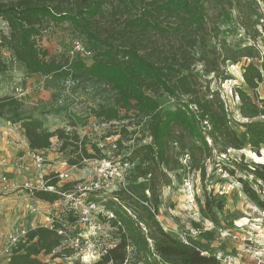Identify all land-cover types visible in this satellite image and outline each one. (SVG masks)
Here are the masks:
<instances>
[{
    "label": "trees",
    "instance_id": "16d2710c",
    "mask_svg": "<svg viewBox=\"0 0 264 264\" xmlns=\"http://www.w3.org/2000/svg\"><path fill=\"white\" fill-rule=\"evenodd\" d=\"M261 3L264 0H0V20L9 31L7 36L0 32V75L7 71L2 57L7 50L26 75L50 78L61 95L94 102L90 110L94 119L104 124L124 123L113 133L119 138L114 156L122 155V140L131 134L129 127L142 125L147 130L148 143L121 157L134 164L127 185L99 201L116 217L111 225L116 227L118 222L120 226L115 247L92 264H221L205 243L191 237L184 243L165 232L156 219L157 207L162 188L171 185L172 176L194 171L204 184L206 162L214 154L226 155L247 146L259 156L264 147V122L259 120L264 107L256 102L264 59L254 46L264 30ZM232 15L252 45L232 48L222 38L220 24ZM61 24H68L90 51L88 61L79 56L56 61L38 45L43 33ZM242 58L250 60L242 79L252 96L241 88L234 93L239 115L246 120L239 125L245 130V142L234 131L219 94L210 89L212 79L228 80L227 65ZM199 65L203 75L196 69ZM163 96L174 102L172 109L161 107ZM0 119L19 125L34 151L48 150L52 138L62 140L60 152L71 148L75 155L68 160L71 167L105 158L96 144L88 149L86 141L75 134L47 131L38 118L25 114L23 104L14 97L0 98ZM233 164V169L223 170L229 176L239 172L237 182L244 196L264 210L260 196L264 163H244L241 156ZM202 188L204 202L198 203V212L218 227L217 213L224 204ZM33 197L47 203L57 199L43 192ZM112 204L127 215L125 221L112 210ZM191 226L203 242L213 240L212 231L203 232L194 222ZM60 244L53 231L42 226L29 229L24 242L12 249L7 264H46L41 257H69L70 251H57Z\"/></svg>",
    "mask_w": 264,
    "mask_h": 264
},
{
    "label": "rangeland",
    "instance_id": "374dc122",
    "mask_svg": "<svg viewBox=\"0 0 264 264\" xmlns=\"http://www.w3.org/2000/svg\"><path fill=\"white\" fill-rule=\"evenodd\" d=\"M260 6L264 15V4L261 3ZM220 31L222 38L232 48H243L253 44L239 28L233 15L223 18L220 24ZM0 32L6 36L9 33L7 25L1 20ZM75 40L77 38H75L70 26L61 24L43 33L42 37L38 39V45L47 51L49 58L62 62L68 58L69 51L72 49ZM254 46L258 50L260 57L264 59V30H261V35ZM2 57L7 66V71L0 75V86L6 87V90L3 89L0 92V98L14 97L20 101L23 104L25 114L38 118L42 122L43 127L49 132L58 129L63 130L68 134H75L79 140H85L88 149H90V144H96L101 153L105 155L107 153L109 155L115 154L112 144L119 138L114 136L113 133L117 131L116 127L118 125L124 123L104 124L94 119L90 112L94 107V102L88 101L83 96L75 98L70 94L61 95L59 87L50 78L26 75L21 64L15 62L7 50L2 51ZM249 63V59L242 58L235 65L228 64L226 67L228 80L221 82L220 80L212 79L210 81V89L216 91L224 102L229 118L232 120L234 131L243 142L246 141L245 130L239 125L246 122V120L239 115V99L234 91L237 88H241L252 96V92L247 89L242 79V74ZM254 63L257 64L256 61ZM196 69L200 72L201 66H197ZM200 74L203 75L201 72ZM207 78L210 79L211 76ZM16 84L18 89L15 90ZM11 93L15 95L9 96ZM256 95L258 98L256 100L257 104L264 107V104L260 102V100H264V77L256 90ZM159 103L163 109H172L174 107V102L166 96L161 97ZM259 120L264 122V117L259 118ZM0 121L1 123L5 122L2 119ZM128 131L131 134L128 135L127 139L122 140L120 152L123 157L129 155L135 146L148 143L149 141L145 126H131ZM61 145L62 140L52 138L51 146L48 149L53 165L58 168H60V160H70L75 156L71 155V148L60 152ZM262 150H264V147L260 150L259 156L250 151L247 146L241 151L230 150L226 155L214 154L206 162L207 171L204 184H201L198 173L194 171L186 170L179 177L172 176L171 185L162 188L157 207L156 219L162 229L180 240L181 238L187 239L191 237L193 240L205 243L197 234H193L196 230L191 226L193 222L201 226L205 222H209L202 219L198 212V203L203 204L204 202L202 186L206 188V191H212V195L218 197L224 204L223 209L217 213L218 227L226 229L243 227L253 231L264 229V214H262L264 210L256 207L244 196L241 186L237 182V178L241 176L240 173L236 171L235 176H229L223 170L224 168L233 169L235 167L233 163H239L241 156L244 158V163H264ZM84 169L89 170L90 167H83L82 165L72 169L73 177L81 178L84 174L81 171ZM253 187L259 190V188ZM260 192V196L264 200V186L260 187ZM96 200L101 201L102 198L98 197ZM111 206L112 210L117 212L122 221L127 219V215L118 206L114 204ZM27 229L34 228L26 226ZM213 237L214 241L217 240L214 233ZM5 246L6 243L0 240V264H5L7 259L4 254ZM217 247L221 248L222 246L219 244ZM229 251L231 250L229 249ZM234 251L232 252H237ZM210 253L214 254L212 250H210ZM41 260L46 264H62L71 260L79 261L76 257L71 260L64 258L52 260L50 257H41ZM84 261L91 263L89 259Z\"/></svg>",
    "mask_w": 264,
    "mask_h": 264
},
{
    "label": "built area",
    "instance_id": "2783aa9c",
    "mask_svg": "<svg viewBox=\"0 0 264 264\" xmlns=\"http://www.w3.org/2000/svg\"><path fill=\"white\" fill-rule=\"evenodd\" d=\"M79 56L88 61L91 58L90 51L87 50L81 40H75L73 47L69 51L70 59ZM18 91V90H17ZM112 148L116 151L115 144ZM100 160H84L83 176L74 178L71 172L76 166H69L68 160H60L59 167L53 165L52 160L38 151L29 153L30 161L35 169L32 179L25 180L20 190L33 196L34 193L43 192L48 195H55L57 199L45 205L48 213L42 226L55 232L61 239L60 247L57 251L68 250L71 260L73 257L79 259L80 263L92 264L97 262L108 251L112 250L118 239L116 238L117 226L111 225L116 221L113 213L107 211L96 198H110L119 189L127 185V177L133 171L134 164L122 161L121 156L105 155ZM87 171V172H86ZM1 182L7 183L6 177H1ZM67 186V188H65ZM6 191L8 190L5 187ZM30 214L38 215L41 208L34 205L27 206ZM264 214V213H262ZM28 230L19 229L8 237L4 254L10 255L12 249L19 243H23ZM203 232H213L217 240L230 241L241 245L257 264H262L264 260V229L253 231L249 228L236 227L226 229L215 227L210 222L202 225ZM199 231L193 234L199 235ZM186 243V239L181 238ZM129 252L130 249L128 248ZM221 264H244L239 255L227 254L216 256ZM89 259L91 263L84 260ZM78 261V260H77ZM74 261H68L71 264Z\"/></svg>",
    "mask_w": 264,
    "mask_h": 264
},
{
    "label": "crops",
    "instance_id": "0c3cea01",
    "mask_svg": "<svg viewBox=\"0 0 264 264\" xmlns=\"http://www.w3.org/2000/svg\"><path fill=\"white\" fill-rule=\"evenodd\" d=\"M3 89L6 90V87L0 86V92ZM16 89H18L17 84ZM14 95L11 93L9 96ZM14 126L0 121V240L4 243L8 242V237L16 230L26 229V226L35 228L37 225H41L48 214L45 209L47 202L35 199L19 189L25 180L32 179L35 174V169L29 158V153L34 150L25 139L19 125ZM41 153L46 155L48 160H52L48 150ZM3 176L8 179L7 183L1 182ZM5 187L8 189L7 191ZM36 203L41 208V212L38 215L30 214L26 207ZM205 244L215 256L235 254L242 258L241 261L244 264H257L237 243L212 240ZM219 244H221V248L217 247ZM233 250L237 252L233 253ZM6 256L5 264L9 259V256ZM262 264H264V260Z\"/></svg>",
    "mask_w": 264,
    "mask_h": 264
},
{
    "label": "bare ground",
    "instance_id": "6f19581e",
    "mask_svg": "<svg viewBox=\"0 0 264 264\" xmlns=\"http://www.w3.org/2000/svg\"><path fill=\"white\" fill-rule=\"evenodd\" d=\"M262 152V155H263V157H264V150H262L261 151ZM252 155V154H251ZM256 159H259L258 157H256V156H254ZM260 160V159H259ZM262 160V159H261ZM263 160H264V158H263Z\"/></svg>",
    "mask_w": 264,
    "mask_h": 264
}]
</instances>
